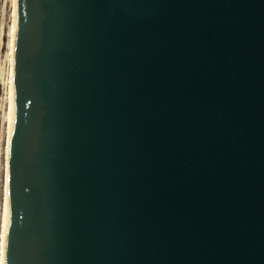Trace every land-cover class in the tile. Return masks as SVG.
<instances>
[{
  "label": "water",
  "instance_id": "95a60500",
  "mask_svg": "<svg viewBox=\"0 0 264 264\" xmlns=\"http://www.w3.org/2000/svg\"><path fill=\"white\" fill-rule=\"evenodd\" d=\"M5 264H264V0H16Z\"/></svg>",
  "mask_w": 264,
  "mask_h": 264
},
{
  "label": "rangeland",
  "instance_id": "374dc122",
  "mask_svg": "<svg viewBox=\"0 0 264 264\" xmlns=\"http://www.w3.org/2000/svg\"><path fill=\"white\" fill-rule=\"evenodd\" d=\"M12 0H0V230L2 229L3 193L5 184V155L7 138V116L9 109L10 57L9 40ZM0 231V237H1ZM1 240V239H0ZM1 243V242H0ZM1 250V245H0Z\"/></svg>",
  "mask_w": 264,
  "mask_h": 264
},
{
  "label": "bare ground",
  "instance_id": "6f19581e",
  "mask_svg": "<svg viewBox=\"0 0 264 264\" xmlns=\"http://www.w3.org/2000/svg\"><path fill=\"white\" fill-rule=\"evenodd\" d=\"M15 22H16V0H12V14H11V26H10V40H9V57H10V78H9V109L7 116V138H6V155H5V184L3 193V210H2V232L0 237V258H3L5 264V247H6V236L7 231V197L9 192V162H10V145H11V127H12V73H13V49H14V35H15ZM0 230V231H1Z\"/></svg>",
  "mask_w": 264,
  "mask_h": 264
},
{
  "label": "snow or ice",
  "instance_id": "6c2138e0",
  "mask_svg": "<svg viewBox=\"0 0 264 264\" xmlns=\"http://www.w3.org/2000/svg\"><path fill=\"white\" fill-rule=\"evenodd\" d=\"M5 236L7 237V233H5ZM0 264H4L3 258H0Z\"/></svg>",
  "mask_w": 264,
  "mask_h": 264
}]
</instances>
